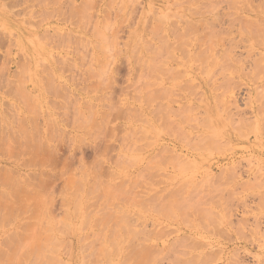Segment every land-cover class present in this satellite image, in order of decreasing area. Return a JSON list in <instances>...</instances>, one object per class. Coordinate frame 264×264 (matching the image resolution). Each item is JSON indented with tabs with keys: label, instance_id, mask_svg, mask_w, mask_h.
I'll use <instances>...</instances> for the list:
<instances>
[{
	"label": "rangeland",
	"instance_id": "1",
	"mask_svg": "<svg viewBox=\"0 0 264 264\" xmlns=\"http://www.w3.org/2000/svg\"><path fill=\"white\" fill-rule=\"evenodd\" d=\"M172 14L176 16L172 17ZM37 35L38 39L43 38L44 44L43 40H37ZM12 41L14 42L11 43ZM24 64L29 67L25 68ZM20 66L28 68V75ZM191 92H194L193 95ZM0 103V116L5 117H0V139L7 140L4 141L7 145L0 140V168L1 172L6 168L5 175H9L3 177L1 173L0 177L7 180L12 171H16L18 176L14 178H19L12 186L10 182H5L2 178L3 182L0 178V186L5 183L7 188L0 187V190H6L0 195V208L3 211L0 210V245L3 246L0 248V256L4 253L0 264L7 259L5 257H8L5 264H41V256L42 260L35 262L40 250H36L37 246L35 249L32 247L40 242L46 243L47 236H41L43 231L45 234L53 231L51 235L55 239L58 236L57 242H63H60L61 246L57 243L58 248L56 244L49 246L51 249L53 246L56 248L54 250L57 254L51 250L49 252L54 254L51 257H57V264L60 260H65L62 264H81L82 256L87 257V260L93 257V247V253L101 255L96 260V255L93 254L95 262L82 258L83 262L87 261L84 264L89 261L91 264H98L100 261V264H106L109 261L104 259L101 244L104 243L106 250L110 247L105 244L109 238V227L112 229L111 223L116 227L115 224L119 221L122 227L126 224V229L128 227L131 231L135 230L137 239L134 235L135 242L131 240L129 245L128 240L133 232L127 230L131 235L126 239L125 232L122 231L125 227H120V223L116 224L120 225L117 231L122 228L123 233L120 231L119 234L124 235L127 241L123 238L124 243L118 239L121 242L119 247L123 244L122 252L114 246L119 251V254L115 253L119 257H116V261L114 258V264H126L128 261V264H134L133 258H130L131 262L130 259H125L128 260L126 263L121 262L124 261L122 256L125 251L131 255L134 251L138 253L136 249L138 246L142 248L144 244L143 247L148 248L146 250L152 251L148 254L153 260L147 259L151 264H264V0H0ZM10 114L19 118L14 117L18 120L17 123ZM4 120L10 124H6L7 121ZM19 121L21 128H25L23 131L27 133L20 131ZM208 122L211 128L208 127ZM2 124L9 128H6L7 132L4 130L7 136L3 133L1 135ZM203 124L206 125L205 129ZM209 137L210 140L207 141ZM32 138H36L35 142L39 143L38 149L35 148L37 151L32 146H37ZM211 138L213 141L210 143ZM29 140L30 146L25 144ZM19 141L24 143L20 144ZM218 142L220 145L224 143L223 147ZM3 148L5 149L2 150ZM81 170L88 177H84L85 173ZM184 171L186 174L183 175ZM185 175L189 177L185 178ZM79 178H83L82 184L79 183ZM13 186L21 188V193H17ZM9 187L14 191H9ZM24 187L31 190L32 193H29L36 199H26L25 191L22 193L26 190ZM81 187L84 192L80 191ZM109 187L113 189L109 190ZM105 190H109L106 193L110 198L105 196ZM5 193L9 196L8 199ZM39 193H43L41 201L51 203L49 207L46 202L39 201ZM13 194L12 199L10 195ZM18 194L21 197L24 194L25 205L21 202L23 198H15ZM46 195L48 200H45ZM195 197L200 201L196 200V203ZM184 198L187 199L186 202L192 200L193 203L191 201L186 205L188 203L185 202L183 206ZM78 199L80 203H77L81 207H76ZM32 200L36 205L39 204L37 209ZM7 201L9 206L5 204ZM10 202L15 203V207L16 203H23L25 208L29 206L36 221L29 208V211L21 205L16 207L21 208L20 210L10 208ZM174 203L176 206H173ZM195 204H198V209L205 205L204 211L199 209L201 212L212 214L215 211L218 215L213 217V213L206 217V212L201 213L192 207ZM44 207L49 210L44 212ZM75 207L77 212L74 211L73 215ZM33 208L38 212L37 215ZM106 208L109 212H105ZM9 209H13L10 210L13 213L16 210L15 214L18 215L12 216L9 212L6 214ZM38 209L42 211L39 212ZM24 210L29 215L27 211L23 213ZM66 212L69 215L67 219ZM88 212L91 214H87ZM2 213L5 214L3 220ZM164 213L168 214L165 216ZM38 214L48 217H42L44 224V220H39L41 216ZM89 215L92 216L89 218ZM54 217L61 221L54 220ZM46 220L50 222L47 223ZM57 221H60V225ZM88 221L89 225L86 227ZM34 222L38 233L34 228L33 235L31 225ZM83 222L85 223L81 224ZM39 223L44 228L46 224L47 227L50 224L52 227L46 228L49 231L45 232ZM25 225L30 227V231L26 227V232L29 231L26 234ZM54 225H59L62 229L57 230ZM61 230L64 235L58 234L57 231ZM98 231L102 234L107 232L103 238L106 241L101 240L103 236ZM139 232L143 236L137 235ZM5 234L10 239L13 237V241H8L9 237ZM94 234L96 237L97 234L101 235L95 238ZM25 235L29 237L26 238ZM80 235H84V238ZM29 238H34L32 247H29L32 243ZM41 238L44 241H40ZM4 239L10 246L6 247ZM24 239L26 244L30 243L27 247L26 244H19L24 243ZM35 239H38L37 243ZM99 239L101 241L98 246L101 248L96 245L99 241L93 243ZM86 241L89 244H85ZM137 243L140 244L137 246ZM13 244H18L19 246L15 245L17 248H24L25 251L18 248L20 256L25 252L28 259L22 257L24 263L20 260L17 248L12 250ZM64 245L66 252L71 249L66 254H63ZM80 247L81 250L84 249L83 253L79 250ZM112 248L113 246L109 248L110 251L115 252ZM47 251L45 252L48 253ZM47 256L49 253L45 257ZM50 258L47 260L51 261ZM51 262L49 264H53Z\"/></svg>",
	"mask_w": 264,
	"mask_h": 264
},
{
	"label": "bare ground",
	"instance_id": "2",
	"mask_svg": "<svg viewBox=\"0 0 264 264\" xmlns=\"http://www.w3.org/2000/svg\"><path fill=\"white\" fill-rule=\"evenodd\" d=\"M122 1H123V0H122ZM113 3H114V2H113ZM126 3H127V2H126ZM122 4H123V2H122ZM150 4H152V3H150ZM120 6H121V5H120ZM123 7H124V6H123ZM121 8H122V7H121ZM124 9H125V8H123V10H124ZM52 11H53V10H52ZM120 11H121V10H119V12H120ZM121 12H122V11H121ZM152 12H153V10H152ZM166 15H168V14H166ZM171 16L173 17V16H176V15H175V14H174V15L172 14ZM167 19H168V18H167ZM173 19H174V18H173ZM109 20H110V19H109ZM117 21H118V20H117ZM157 21H158V20H157ZM40 22H42V20H40ZM168 22H169V21H168ZM161 23H163V22H161ZM202 23H203V22H202ZM10 24H11V23H10ZM40 24H41V23H40ZM47 24H48V23H47ZM203 24H204V23H203ZM156 25H157V24H156ZM39 26H40V25H39ZM153 27H154V26H153ZM17 28H18V26H17ZM19 28H20V27H19ZM50 28H51V27H50ZM33 30H34V29H33ZM46 30H47V29H46ZM14 31H15V30H14ZM22 31H23V30H22ZM22 31H21V32L19 31V32L22 33ZM108 31H109V30H108ZM46 32H47V31H46ZM46 32H45V33H46ZM132 32H133V31H132ZM156 32H157V31H156ZM45 33H44V34H45ZM153 33L155 34V31H153ZM158 33H159V32H158ZM12 34H13V33H12ZM44 34H43V35H44ZM137 34H138V33H137ZM13 35H14V34H13ZM134 35H135V34H134ZM40 36H41V35H40ZM45 36H46V35H44V37H45ZM136 36H137V35H135V37H136ZM18 37H19V36H18ZM37 37H38V35L36 36V38H37ZM138 37H140V35H139ZM22 38H23V37H22ZM39 38H40V37H39ZM41 38H42V36H41ZM136 38H137V37H136ZM23 39H24V38H23ZM95 39H96V38H95ZM97 39H98V38H97ZM142 39H143V37H142ZM205 39H206V38H205ZM24 40H25V39H24ZM27 40H28V39H27ZM32 40H33V39H32ZM37 40L41 41V40H43V38H42V39H38V38H37ZM98 40H101V39H98ZM131 40L133 41V39H131ZM90 41H91V40H90ZM137 41H138V39L136 40V42H137ZM206 41H207V40H206ZM211 41H212V40H211ZM211 41H210V42H211ZM13 42H14V41H12L11 43H13ZM24 42H25V41H24ZM42 42H43V44H44V40H43ZM207 42H208V41H207ZM210 42H209V44H210ZM88 43H89V40H88ZM26 44H27V41H26ZM38 44L40 45L41 43L38 42ZM38 44H37V45H38ZM48 44H49V43H48ZM48 44H47V45H48ZM90 44H91V43H90ZM93 44H94V42H93ZM96 44H97V46H98V42H96ZM99 44H100V43H99ZM134 45H136V44H134ZM44 46H45V45H44ZM93 46H94V45H93ZM150 46H153V45H150ZM211 46H213V45H211ZM10 47H11V45H10ZM14 47H15V46H14ZM38 47H39V46H38ZM98 47H99V46H98ZM154 47H156V45H155ZM161 47H162V46H161ZM24 48H25V47H24ZM30 48H31V47H30ZM94 48H95V47H94ZM139 48H140V47H139ZM149 49H150V48H149ZM157 49H158V48H157ZM159 49H161V48H159ZM203 49H204V48H203ZM203 49H202V50H203ZM212 49H213V48H212ZM220 49H221V48H220ZM8 50H9V49H8ZM27 50H28V49H27ZM94 50H95V49H94ZM161 50H162V49H161ZM210 50H211V48H210ZM9 51H10V50H9ZM96 51H99V52H100V50H97V49H96ZM211 51H212V50H211ZM94 52H95V51H94ZM198 52H199V51H198ZM218 52H219V51H218ZM8 53H9V52H8ZM28 53H29V52H28ZM30 53H31V52H30ZM203 53H204V52H203ZM221 53H222V52H221ZM228 53H229V52H228ZM231 53H232V52H231ZM95 54H96V53H95ZM150 54H151V53H150ZM200 54H201V56H202V53H200ZM204 54H205V53H204ZM216 54H217V53H216ZM205 55H206V54H205ZM205 55H204V56H205ZM208 55H209V54H208ZM217 55H218V54H217ZM220 55H221V54H220ZM223 55H224V54H223ZM234 55H235V54H234ZM225 56H226V55H225ZM225 56H224V57H225ZM141 57H142V56H141ZM213 57L216 58V56H213ZM259 57H260V56H259ZM131 58H132V57H131ZM138 58H139V57H138ZM203 58H204V57H203ZM225 59H226V57H225ZM226 60L228 61V59H226ZM38 61H39V60H38ZM139 61H141V60H139ZM146 61H147V59H146ZM151 61H152V60H151ZM153 61H154V58H153ZM213 61H215L214 58H213ZM229 61H230V60H229ZM234 61H235V60H234ZM21 62H22V61H21ZM40 62H41V61H40ZM219 62H220V60H219ZM221 62H223V61H221ZM228 63H230V62H228ZM40 64H41V63H40ZM40 64H39V66H40ZM144 64L147 65L146 62H145ZM144 64H143V65H144ZM151 64H152V63H151ZM154 64H155V62H154ZM20 65H21V64H20ZM24 65H25V64H24ZM26 65H27V64H26ZM26 65L24 66L25 68H26V67H29V66H26ZM149 65H150V64H149ZM152 65H153V64H152ZM152 65H150V66L153 68L154 65H153V66H152ZM221 65H223V63H222ZM22 66H23V64H22ZM150 66H148V67H150ZM20 67H21V66H20ZM144 67H145V66H144ZM228 67H229V66H228ZM21 68H22V67H21ZM25 68H22V69L26 70V72H27V71H28V68H27V69H25ZM145 68H147V67H145ZM22 69H21V70H22ZM148 69H149V68H148ZM194 69H195V68H194ZM194 69H193V70H194ZM200 69H201V68H200ZM232 69H233V67H232ZM21 70H20V72H21ZM170 70H171V69H170ZM172 70H173V67H172ZM212 70H213V69H212ZM215 70H217V69H215ZM222 70H223V68H222ZM225 70H227V69H225ZM256 70H257V69H256ZM256 70H255V71H256ZM174 71H175V70H174ZM22 72H23V71H22ZM26 72H25V73H26ZM185 72H186V71H185ZM200 72H201V71H200ZM212 72H213V71H212ZM215 72H216V71H215ZM223 72H224V71H222V74H223ZM203 73H204V72H203ZM218 73H219V72H218ZM220 73H221V72H220ZM27 75H28V72H27ZM27 75H26V76H27ZM225 75H226V74H225ZM244 75H245V74H244ZM226 76H227V75H226ZM23 77H24V76H23ZM204 77H205V76H204ZM224 78H225V77H224ZM249 78H250V77H249ZM254 78H255V77H254ZM20 79H21V78H20ZM27 79H28V78H27ZM174 79H175V78H174ZM227 79H228V78H227ZM262 79H263V77H262ZM211 80H212V79H211ZM252 80H253V79H252ZM21 82H23V80L20 81V83H21ZM24 82H25V81H24ZM46 82H48V81H46ZM186 82H187V81H186ZM228 82H229V86H230L231 83H230V81H228ZM252 82H253V81H252ZM210 84H211V83H210ZM211 85H212V84H211ZM234 85H235V84H234ZM236 85H237V84H236ZM207 86H208V85H207ZM19 87H20V86H19ZM215 87H216V86H214V88H215ZM14 88H15V87H14ZM197 88H198V87H197ZM185 90H186V89H185ZM227 90H229V89H227ZM255 90H256V89H255ZM17 91H18V89H17ZM19 91H20V90H19ZM195 91H196V90H195ZM211 91H212V90H211ZM253 91H254V90H253ZM189 92H190V91H189ZM15 93H16V92H15ZM191 93H192V92H191ZM193 93H194V92H193ZM193 93H192L191 95H193ZM195 93H196V92H195ZM221 93H222V92H221ZM260 93H261V92H260ZM19 94H20V93H19ZM202 94H203V93H202ZM235 94H236V93H235ZM29 96H30V95H29ZM258 96H259V95H258ZM199 97H200V96H199ZM258 98H259V97H258ZM194 100H195V99H194ZM198 100H199V99H198ZM231 100H232V99H231ZM217 101H218V98H217ZM28 102H29V101H28ZM247 103H248V102H247ZM0 104H1V103H0ZM2 104H3V103H2ZM10 104H11V103H10ZM218 104H219V102H218ZM225 104H227V103H225ZM14 105H15V104H14ZM27 105H28V104H27ZM198 106H199V105H198ZM9 107L11 108L12 105H11V106L9 105ZM14 107H15V106H14ZM199 107H200V106H199ZM221 108H222V107H221ZM2 109H3V108H2ZM15 109H17V108H15ZM7 110H8V109H7ZM230 110H231V109H230ZM260 110H261V109H260ZM4 111H6V110L4 109ZM14 111H15V110H14ZM187 111H188V110H187ZM187 111H186V112H187ZM231 111H232V110H231ZM10 112H11V111L9 110L8 113H10ZM4 113H5V112H4ZM12 113H13V112H12ZM198 113H199V112H198ZM1 114H2V113H1ZM6 114H7V113H6ZM13 114H14V113H13ZM13 114H12V115H13ZM16 114H17V113H15V115H16ZM226 114H227V113H226ZM21 115H22V114H21ZM10 116H11V114H10ZM254 116H255V115H254ZM0 117H3V116L1 115ZM11 117H12V116H11ZM14 117H15V116H14ZM14 117H12V118H14ZM27 117H28V116H27ZM208 117H209V116H208ZM3 118H5V117H3ZM6 118H7V117H6ZM15 118L19 120V118H17V117H15ZM15 118H14V119H15ZM219 118H220V117H219ZM1 119H2V118H1ZM14 119H11V121L14 120ZM16 119H15V120H16ZM22 119L25 120V118H24L23 116H22ZM22 119H21V120H22ZM46 119H47V118H46ZM53 119H54V118H53ZM53 119H52V120H53ZM7 120H8V118H7ZM7 120H4V122H6ZM18 120H16V123H17ZM23 120L21 121V122H22V125H23ZM26 120H28V119H26ZM29 120H30V118H29ZM203 120H204V119H203ZM30 121H33V119H31ZM49 121H50V120H49ZM206 121H207V120H206ZM19 122H20V121H19ZM21 122H20V124L18 123V124L20 125V126H19L20 128H21ZM2 123H3V122H2ZM16 123H15V124H16ZM24 123H25V121H24ZM32 123H33V122H32ZM53 123H54V122H53ZM6 124H10V123H8V121H7ZM205 124L208 125L209 122H208V124H207V123H205ZM2 125H3V126H2L3 130H2V132H1V135H2V133H3L4 135H6V134L4 133V130L6 131V128H7L8 126L5 128L6 125H5V124H2ZM33 125H35V124H33ZM206 125L204 126V124H203V128L206 127ZM0 126H1V125H0ZM10 126H11V125H10ZM10 126H9V127H10ZM12 126H13V125H12ZM24 126H25V125H24ZM35 126H36V125H35ZM250 126H251V125H250ZM22 127H23V126H22ZM32 127H33V126H32ZM208 127H210V124L208 125ZM241 127H242V126H241ZM0 128H1V127H0ZM4 128H5V129H4ZM11 128H12V127H11ZM20 128H19V129H20ZM210 128H211V127H210ZM7 129H9V128H7ZM19 129H18V130H19ZM24 129H25V128H23V129L21 128L20 131H23ZM34 129H36V127H35ZM152 129H153V127H152ZM204 129H205V128H204ZM11 130H12V129H11ZM11 130H9V131H11ZM9 131H8V132H9ZM6 132H7V131H6ZM13 132H14V131H13ZM23 132H25V131H23ZM32 132H33V130H32ZM35 132H36V131H35ZM15 133H16V131H15ZM25 133H27V132H25ZM47 133H48V132H47ZM155 133H156V131H155ZM9 134H10V133H9ZM9 134H8V135H9ZM12 134H13V133H12ZM12 134H11V137L13 136ZM21 134H22V132H21ZM21 134H20V135H21ZM16 135L18 136L17 133H16ZM35 135H36V133H35ZM200 135H202V134H200ZM2 136H3V135H2ZM6 136H7V135H6ZM24 136H26V135L24 134ZM29 136H30V135H29ZM29 136L27 137V139H29ZM33 136H34V135H33ZM193 136H194V135H193ZM206 136H207V135H206ZM261 136H262V135H261ZM0 137H1V136H0ZM15 137H16V136H15ZM200 137H201V136H200ZM3 138H5V137H3ZM205 138H206V137H204L203 139H205ZM1 139H2V138H1ZM1 139H0V140H1ZM5 139H6V138H5ZM5 139H4V140L2 139L3 142H4V141H7V140H5ZM11 139H12V138H10V140H11ZM13 139H15V138L13 137ZM13 139H12V141H15V140H13ZM32 139H34V141H33L34 144L37 145L38 142H37V143L35 142V139H36V138H32ZM199 139H200V138H199ZM199 139H198V140H199ZM203 139H202V140H203ZM211 139H212V140L210 141V143L213 141V138H211ZM18 140H19V138H18ZM205 140H206V139H205ZM209 140H210V137H209V139H208L207 141H209ZM12 141H11V142H12ZM38 141H39V140H38ZM207 141H206V142H207ZM0 142H1V141H0ZM15 142H16V141H15ZM15 142H14V143H15ZM19 142H20V141H19ZM29 142H30V144H29ZM29 142H25V144L27 143V144L30 146V145H31V140H29ZM200 142H201V141H200ZM206 142H205V143H206ZM227 142H228V141H227ZM12 143H13V142H12ZM21 143H24V141H23V142L21 141L20 144H21ZM195 143H196V142H195ZM205 143H204V144H205ZM216 143H217V141H216ZM218 143H219V142H218ZM4 144H5V142H4ZM15 144H16V143H15ZM38 144H39V143H38ZM40 144H41V143H40ZM208 144H209V143H208ZM223 144H224V143H222V144L220 145V143H219V146H222V147H223ZM0 145L2 146V144H0ZM5 145H7V143H6ZM22 145H24V144H22ZM15 146H16V145H15ZM32 146H33L34 149H35V148L38 149V146H39V145H37V146H35V147H34V145H32ZM32 146H31V147H32ZM46 146H47V145H46ZM207 146H208V145H207ZM5 147H6V149H8V148H7L8 146H5ZM40 147H41V146H40ZM47 147H48V146H47ZM209 147H210V146H209ZM217 147H218V145H217ZM0 148H1V147H0ZM10 148H11V147H10ZM12 148L14 149V147H12ZM12 148H11V149H12ZM4 149H5V148H3L2 150H4ZM11 149H10V150H11ZM13 149H12V150H13ZM24 149H26V145H25V148H24ZM37 149H35V150L37 151ZM48 149H49V148H48ZM220 149H223V148H220ZM41 150H42V149H41ZM7 151H8V150H7ZM7 151H6V152H7ZM14 151H15V150H14ZM36 151H35V152H36ZM44 151H46V150H44ZM48 151H49V150H48ZM224 151H225V150H224ZM11 152H12V151H11ZM17 152H18V151H17ZM28 152H29V150H28ZM1 153H2V152H0V154H1ZM38 153H39V152H38ZM171 153L173 154V152H171ZM221 153H222V152H221ZM41 154H42V153H41ZM41 154H40V155H41ZM31 155H33L32 152H31ZM34 155H35V153H34ZM12 156H13V155H12ZM31 157H32V156H31ZM45 157H46V154H45ZM140 157H141V155H140ZM178 157H179V156H178ZM10 158H11V157H10ZM15 158H16V157H15ZM41 158H42V157H41ZM135 158L138 159L139 157H135ZM182 158H183V157H182ZM192 158H193V157H192ZM192 158H191V159H192ZM152 159H153V158H152ZM134 161H135V160H134ZM150 161H151V160H150ZM187 161H188V160H187ZM187 161H186V162H187ZM32 162H33V161H32ZM186 162H185V163H186ZM45 163H46V161H45ZM151 163H152V162H151ZM183 163H184V162H183ZM188 163H189V161H188ZM33 165H34V164H33ZM181 165H182V164H181ZM190 165L193 166V167H195V166H194L193 164H191V163H190ZM20 166H21V165H20ZM185 166H187V165H185ZM185 166H183V168H185ZM0 167H1V166H0ZM2 167H4V166H2ZM35 167H37V166H35ZM40 167H41V166H40ZM40 167H39V168H40ZM143 167H144V166H143ZM179 167H180V166H179ZM188 167H189V169H191L190 166H188ZM193 167H192V168H193ZM225 167H226V166H225ZM225 167H224V168H225ZM238 167H239V166H238ZM8 168H9V167H8ZM8 168H7V171H8ZM37 168H38V167H37ZM4 169L6 170V168H3V170H4ZM44 169H45V168H44ZM118 169H119V168H118ZM185 169H186V168H185ZM3 170H2V171H3ZM5 170H4V172H1V168H0V174L2 173L1 175H2L3 177L9 176V175H7L8 173L5 175V173H6ZM82 170H84V169H82ZM82 170H81V171H82ZM176 170H177V169H176ZM181 170H182V169H181ZM183 170H184V169H183ZM187 170H188V169H187ZM187 170H186V171H187ZM194 170H195V169H194ZM9 171H12V170L10 169ZM24 171H25V170H24ZM196 171H197V170H196ZM12 172L14 173V175H13V173H11L12 175L10 174V177H11V176H13V177H11V178H10V177H7V178H6L7 180H4L3 177H0L1 180H2V178H3V180H4L5 182H6V181H8V183L10 182L9 184H10L11 186H12V184L17 183L16 181L19 179V178H18L17 180H15V179L17 178V176H18V175H16V174H18V173H16V171H15V172L12 171ZM27 172H28V171H27ZM40 172H41V171H40ZM82 172H84V171H82ZM244 172H245V171H244ZM3 173H4V174H3ZM15 173H16V174H15ZM37 173H38V172H37ZM84 173H85V172H84ZM183 173H185V171L182 172V174H183ZM221 173H222V172H221ZM20 174H23V173H20ZM39 174H40V176H41V173H39ZM71 174H72V173H71ZM82 174H83V173H81V175H82ZM182 174H181V175H182ZM185 174H186V173H185ZM189 174H191V173H189ZM26 175L29 176L30 174H26ZM31 175H34V176H35L36 173H35V174H32V173H31ZM43 175H44V173H43ZM43 175H42V176H43ZM87 175H88V174H87ZM87 175H86V173H85L84 177L87 176ZM183 175H184V174H183ZM193 175H194V174H193ZM195 175H196V173H195ZM217 175H218V174H217ZM22 176H23V175H22ZM173 176H174V175H173ZM185 176H186V175H185ZM14 177H16V178H14ZM31 177H33V176H31ZM38 177H39V176H37L36 178H38ZM43 177H44V176H43ZM71 177H72V176H71ZM78 177H79V176H78ZM87 177H88V176H87ZM87 177H86V178H87ZM175 177H176V176H175ZM188 177H189V176H188ZM188 177L186 176L185 178H188ZM208 177H209V176H208ZM214 177H215V176H214ZM218 177H219V176H218ZM218 177H217V178H218ZM223 177H224V175H223ZM223 177H222V178H223ZM229 177H230V176H229ZM232 177H233V176H232ZM245 177H246V176H245ZM8 178H9L10 180H9ZM33 178H34V177H33ZM40 178H42V177H40ZM86 178H85V179H86ZM185 178H183V179H185ZM225 178H226V176H225ZM251 178H253V177H251ZM23 179H25V178H23ZM38 179H39V178H38ZM43 179H44V178H43ZM46 179H47V178H46ZM70 179H71V178H70ZM70 179H69V180H70ZM72 179H73V178H72ZM79 179H80V178H79ZM79 179H78V180H79ZM82 179H83V178H82ZM82 179H80L81 181H79V183H81V184H82ZM85 179H84V180H85ZM87 179H88V178H87ZM215 179H216V177H215ZM227 179H228V177H227ZM3 180H2V181H3ZM29 180H30V179H29ZM78 180H77V182H78ZM201 180L203 181V179H201ZM201 180H200V181H201ZM218 180H219V179H218ZM235 180H236V179H235ZM4 181H3V182H4ZM19 181H20V180H19ZM19 181H18V182H19ZM25 181H26V180H25ZM39 181H40V179H39ZM42 181H43V180H42ZM67 181H68V180H67ZM72 181H73V180H72ZM75 181H76V180H75ZM208 181H209V180H208ZM215 181H216V180H215ZM23 182H24V181H23ZM43 182H44V181H43ZM70 182H71V181H70ZM73 182H74V181H73ZM84 182H85V181H84ZM204 182H205V181H204ZM255 182H256V181H255ZM255 182H253V183H255ZM21 183H22V182H21ZM21 183H20V184H21ZM74 183H76V182H74ZM74 183H73V186H76ZM85 183H86V182H85ZM198 183H199V182H198ZM198 183H197V185H198ZM200 183H202V182H200ZM242 183H243V182H242ZM256 183H257V182H256ZM1 184H3V183H1ZM6 184H7V183H6ZM66 184H67V183H66ZM70 184H71V183H70ZM76 184H78V183H76ZM186 184H187V183H186ZM240 184H241V183H240ZM245 184H247V183H245ZM262 184H263V182H262ZM4 185H5V183H4L3 185H1L0 187H3ZM67 185H68V187H69V184H67ZM187 185H188V184H187ZM238 185H239V184H238ZM255 185H257V184H255ZM258 185H259V184H258ZM16 186H17V185H16ZM16 186H13L12 188H14L16 192L18 191L17 193H19V192L21 193V191H20L21 188H17L18 186H17V187H16ZM38 186H39V185H38ZM81 186H84V185H81ZM192 186H193V185H192ZM195 186H196V183H195ZM251 186H252V185H251ZM4 187H5V186H4ZM4 187H3V188H4ZM20 187H21V186H20ZM186 187H187V186H186ZM248 187H249V186H248ZM5 188H6V187H5ZM9 188H10V189H8V190H9V191H10V190L12 191V188H11V187H9ZM6 189H7V188H6ZM19 189H20V190H19ZM24 189H26V188L24 187ZM39 189H40V188H39ZM111 189H113V188H112V187H111V188L109 187V190H111ZM3 190H4V189H3ZM3 190H0V191L2 192V193L0 192V195H1V194H4ZM33 190H34V189H33ZM69 190H70V189H69ZM106 190H107V189H106ZM106 190H105V193L109 191V190H108V191H106ZM4 191H6V190H4ZM13 191H14V190H13ZM13 191H12V192H13ZM24 191H25V192H24ZM27 191H28L27 189L22 191V193L24 192V194H26V196H25L26 199H27V198H30V199H31L32 197H33L34 199H36L34 196H32V195L30 194V193H32L31 190L28 191V192H27ZM41 191H44V190L42 189ZM80 191H81V192H84V191H82V187H81V190H80ZM29 192H30V193H29ZM38 192H39V191H38ZM44 192H45V191H44ZM86 192H87V191H86ZM7 193H10V192H7ZM20 193H19V194H20ZM35 193H36V192H35ZM105 193H104V194H105ZM14 194H15V193H14ZM14 194H13V195H10V197H12V199H13ZM19 194H18V196H16L15 198L17 199V198L19 197L18 200H21V198L24 197V194H21V195H23V197H21ZM39 194H40V193H39ZM44 194H45V193H44ZM81 194H82V193H81ZM106 194H107V195H105V196L107 197V196H108V193H106ZM5 195H6V193H5ZM27 195H28V197H27ZM29 195H30V196H29ZM33 195H34V194H33ZM35 195H36V194H35ZM40 195H41V194H40ZM40 195H38V196H40ZM6 196H7V195H6ZM38 196H37V197H38ZM42 196H43V193H42V195L40 196V200H39L38 198H37V200L41 201ZM44 196H45V195H44ZM105 196H104V197H105ZM8 197H9V196H7V199H8ZM20 197H21V198H20ZM78 197H79V199L81 198L80 195H79ZM108 197H109V196H108ZM0 198H2V197H0ZM46 198H47V195H46ZM76 198H77V197H76ZM109 198H110V197H109ZM186 198H187V197H186ZM188 198H189V197H188ZM201 198H202V197H200V199H201ZM204 198H205V197H204ZM219 198H220V197H219ZM16 199H15V202H16ZM43 199H45V197H44ZM79 199H78V201H76V207H77V205H78V207H81V206L78 204V203H80V202H79ZM189 199H190V198H189ZM216 199H217V198H216ZM223 199H224V198H223ZM226 199H227V198H226ZM229 199H230V198H229ZM1 200H2V199H1ZM3 200H4V199H3ZM9 200H11V199H9ZM9 200H8V201H9ZM22 200H23V201H22ZM22 200H21V202H24V205H25V201H26V200H25L24 198H23ZM45 200H48V198L45 199ZM76 200H77V199H76ZM105 200H106V202H107L108 198L105 199ZM184 200H185V198H184ZM184 200H183V201H184ZM186 200H187V199H186ZM186 200L183 202V206H184V204H186V203H188V204H186V205H189V203L192 201V200H190L189 202H188V201L186 202ZM196 200H199L198 197H197V199H196V197H195V201H196ZM203 200H204V199H202V202H203ZM210 200H211V199H210ZM227 200H228V199H227ZM8 201H7V203H5L6 201L3 202V203L8 204ZM13 201H14V200H13ZM13 201L11 200V202H13ZM28 201H29V200H28ZM199 201H200V200H199ZM206 201H207V200H206ZM230 201H231V200H230ZM11 202H10V203H11ZM32 202H33V200H32ZM41 202H46L45 204H47L48 201H44V200H43V201H41ZM41 202H37V203H41ZM77 202H78V203H77ZM83 202H84V201H83ZM83 202H82V203H83ZM88 202H89V201H88ZM185 202H186V203H185ZM197 202H198V201H196V203H197ZM219 202H220V201H219ZM27 203H28V202H27ZM33 203H34V202H33ZM33 203H31V204H33ZM72 203H73V201H72ZM74 203H75V201H74ZM191 203H193V201H192ZM199 203H200V202H199ZM199 203H198V204H199ZM203 203H204V202H203ZM205 203H206V202H205ZM205 203H204V204H205ZM230 203H231V202H230ZM0 204H1V203H0ZM11 204H12V207L10 206V208H13V207H14V209H15L18 205H21V203H20V204L16 203L17 205H16V207H15V206H13V204H15V203H11ZM43 204H44V203H43ZM50 204H51V203H48V204H47L48 207H49ZM164 204H165V203H164ZM174 204H175V203H174ZM198 204H197V205H198ZM26 205H28V204H26ZM34 205H36V203H34ZM47 205H46V208H47ZM66 205H67V207H68V200H67V202H66ZM69 205H70V204H69ZM192 205H193V204H192ZM197 205L195 204V205L192 206V207L196 208L198 211L202 210L203 208L205 209V205H204L203 207H201L202 209L199 208L200 210L197 208ZM217 205H218V204H217ZM229 205H230V204H229ZM8 206H9V204H8ZM22 206H23V203H22L21 207H22ZM32 206H33V205H32ZM37 206L39 207V204L36 205V209H37ZM43 206H45V205H43ZM73 206H74V205H73ZM164 206H167V204L164 205ZM170 206H172V204H170ZM170 206H169V208H170ZM173 206H176V204L173 205ZM190 206H191V205H190ZM195 206H196V207H195ZM226 206H227V205H226ZM1 207H2V204H1ZM5 207H6V205H5ZM18 207H20V206H18ZM40 207H42V206L40 205ZM76 207L72 210V211H73V215L77 212ZM24 208H25V206H23V209H24ZM26 208H27V210H28V208H29V210H30V212H31V209H30L29 206H27ZM26 208H25V209H26ZM46 208H45V207L43 208V211H44V212H47L46 210H49V209H46ZM153 208H154V207H153ZM153 208H152V209H153ZM155 208H156V207H155ZM161 208H163V207H161ZM177 208H178V207H177ZM177 208H176V209H177ZM185 208H186V206H185ZM225 208H227V207H225ZM225 208H223V209H224V211L227 212V209L225 210ZM229 208H230V207H229ZM234 208H235V206H234ZM5 209H7V208H5ZM16 209L20 210L21 208H16ZM33 209H34V208H33ZM36 209H34L33 212H35ZM44 209H45V210H44ZM108 209H109V207H108ZM149 209H150V208H149ZM165 209H166V208H165ZM186 209H188V208H186ZM196 209H195V210H196ZM204 209H203L202 211H204ZM0 210H1V208H0ZM10 210L13 211V209H9V210H7L6 214L9 212L10 215H12V216H13V215H14V216L18 215V214H15V213L17 212L16 210H15V213L10 212ZM27 210H24L23 213H25V211H27ZM29 210H28V211H29ZM38 210H39V209H38ZM38 210H37V211H38ZM40 210L42 211V209H40ZM40 210H39V212H40ZM109 210H110V212L114 213L112 209H109ZM111 210H112V211H111ZM156 210H157V208H156ZM171 210H172V209H171ZM206 210H207V208H206ZM209 210H211V209H209ZM1 211H2V210H1ZM1 211H0V212H1ZM28 211H27V214H28ZM74 211H75V213H74ZM79 211H80V210H79ZM107 211H108V210H107V208H106V211H105V212H107ZM153 211H154V209H153ZM163 211H164V210H163ZM167 211H169V210H167ZM180 211H181V210H180ZM228 211H229V210H228ZM235 211H236V210H235ZM2 212H3V211H2ZM20 212H22V211H20ZM67 212H68V211H67ZM67 212H66V215H65V217H66V216H67V217H66L65 219H67V218L69 217V215H67ZM84 212H85V211H84ZM108 212H109V211H108ZM171 212H172V211H171ZM200 212H201V211H200ZM205 212L207 213V211H205ZM205 212H201V213H205ZM18 213H19V211H18ZM35 213H36V212H35ZM37 213H38V212H37ZM37 213H36V215H37ZM80 213H82V212H80ZM149 213H150V212H149ZM165 213H166V212H165ZM165 213H164V214H165ZM206 213L204 214V215H206V217L209 216V215L211 214L210 212H209L210 214L207 213L208 215H207ZM213 213H215V211L212 212V214H213ZM233 213H234V212H233ZM3 214H4V213L1 214V215H2V220L5 219V216H4L5 214H4V215H3ZM31 214H32V212H31ZM44 214H45V213H44ZM44 214H43L42 216H41V214H38V215L41 216V218H40L39 220H42V221L44 220V219H42V217L45 216ZM85 214H86V213H85ZM87 214H91V212H90V213L88 212ZM154 214H155V213H154ZM156 214H157V213H156ZM162 214H163V212H162ZM167 214H168V213H167ZM167 214H165V216H166ZM196 214H197V213H196ZM212 214H211V215H212ZM222 214H223V213H222ZM243 214H244V213H243ZM21 215H22V214H21ZM21 215H19V216H21ZM28 215H29V214H28ZM33 215H35V214L33 213L31 216H33ZM76 215H77V214H76ZM83 215H84V214H83ZM108 215L110 216L111 214L108 213ZM115 215H116V213H115ZM140 215H141V214H140ZM157 215H158V214H157ZM160 215H161V214H160ZM215 215L217 216L218 214L215 213V214L213 215V217H214ZM219 215H221V214H219ZM3 216H4V217H3ZM31 216H30V217H31ZM40 216H39V217H40ZM51 216H52V215H51ZM84 216L87 217L88 215H87V216L84 215ZM84 216H83V218H85ZM91 216H92V215H89V218H90ZM112 216H113V214H112ZM112 216H111V217H112ZM168 216H169V215H168ZM199 216H200V215H199ZM228 216H229V215H228ZM255 216H256V215H255ZM27 217H28V216H27ZM33 217H34V216H33ZM45 217H47V216H45ZM72 217H73V216H72ZM111 217H110V218H111ZM141 217H142V216H141ZM178 217H179V216H178ZM218 217H219V216H218ZM220 217H222V216H220ZM12 218H13V217H12ZM14 218H15V217H14ZM47 218H48V217H47ZM47 218H46V219H47ZM52 218H53V217H52ZM75 218H76V217H75ZM75 218H74V219H75ZM89 218H88V219H89ZM110 218H108V220H109ZM113 218H114V216H113ZM113 218H111L110 220H113ZM152 218H153V217H152ZM164 218H165V217H164ZM7 219H8V218H7ZM15 219H18V218H15ZM33 219H35V217H34ZM33 219H31L32 222H33ZM50 219H51V218H49V220H50ZM65 219H63V220H65ZM81 219H82V218H81ZM114 219H115V218H114ZM123 219H124V218H123ZM210 219H211V218H210ZM217 219H218V218H217ZM31 220H30V221H31ZM54 220H60V221H61V219H58V218L55 219V217H54ZM54 220H53V221H54ZM82 220H83V219H82ZM110 220H109V221H110ZM121 220H122V218H121ZM165 220H166V218H165ZM173 220H174V219H173ZM212 220H214V219H212ZM5 221H7V220H5ZM35 221H36V219H35ZM46 221H47V223L50 222V221H48V220H46ZM51 221H52V220H51ZM60 221H57V223H58V222L60 223ZM79 221H80V220H79ZM84 221H85V219H84ZM89 221H90V219H89ZM89 221H88V224L86 225V227H88V225H89ZM124 221H125V220H124ZM124 221H123V222H124ZM7 222H9V221H7ZM21 222H22V221H21ZM38 222H39V221H38ZM65 222H66V221H65ZM85 222H86V221H85ZM85 222H83V223H81V224H84ZM91 222H92V221H91ZM112 222H113V221H112ZM115 222H117V221H115ZM203 222H204V221H203ZM212 222H213V221H212ZM214 222H215V220H214ZM214 222H213V224H214ZM219 222H220V221H219ZM9 223H10V222H9ZM35 223H36V222L32 223V225H31V226H32L31 228H33V229L31 230V231H32V232H31L32 234H33V230H34V228H35ZM44 223H45V220H44L43 224H44ZM53 223H54V222H53ZM55 223H56V221H55ZM59 223H58V224H59ZM63 223H64V222H63ZM86 223H87V222H86ZM93 223H94V222H93ZM119 223H120V225H121V226H120V225H119V226L122 227V224H121L120 221H119ZM119 223H118V224H119ZM152 223H153V222H152ZM210 223H211V222H210ZM210 223H209V224H210ZM236 223H237V222H236ZM240 223H241V222H240ZM242 223H243V222H242ZM37 224H38V223H37ZM39 224L41 225V223H39ZM64 224H65V223H64ZM107 224H108V223H107ZM111 224H112V229L115 230L116 232L113 231V230L111 229V227H109L110 232L108 231V232H109V236H108L109 238L107 239V241L103 239V238H104V234L107 233V232H105L104 234H102L100 231H98V232L101 233L102 236H103V237L101 236V237H102L101 240L106 241L105 244H106L107 246L110 245V247H109L110 249H111V247L113 246L112 251H115V252H111L109 248H108L109 250H108V249L106 250V249L104 248V243H103V245L101 244V246H103L102 249L104 250V251H102V252L105 253V256L103 255V256H104V259L106 258V259L109 261V262H107V260L105 259L106 262H107L108 264H114V263H113V260H114V258H115V261H116V257L118 256V255H116L117 252H118V254H119V251H120V250H121V252H122L123 244H121L122 247H119L121 242L118 241V239H119V240H122V242H124V239H125L126 237H127L126 239H128V235H131L130 232H133V234H132V236H130L131 239L128 240V244L130 245V242H129V241H131V240L133 241V240H134L133 242H135V239H137L136 234H134V233H136L135 230H134V231H133V230L131 231V230L128 229V227H127V229H126V227L124 226V225H126V224H124L123 227H122V228L125 227L124 229L121 228L122 231L124 230V232H125L124 235H125L126 237H124V235H122V234H121V235L119 234V232L121 231V229H119V231H117V228L119 227V226H117V225H118L117 223H116L117 225L115 224L116 227H113V226H114L113 223H111ZM153 224H154V223H153ZM199 224H200V223H199ZM204 224H205V223H204ZM230 224H231V223H230ZM21 225L23 226L22 223H21ZM21 225H19V226H21ZM33 225H34V227H33ZM55 225H56V224H55ZM55 225H54V226H55ZM59 225H60V224H59ZM59 225H57V226H59ZM66 225L68 226V224H66ZM66 225H64V226H66ZM93 225H94V224H93ZM216 225H217V224H216ZM29 226H30V225H29ZM37 226H38V225H37ZM41 226H42V228H44V227H43L44 225H41ZM50 226H51V224H50ZM50 226H48V227H50ZM54 226H53V227H54ZM57 226H55V228H57V230H58V229H62L60 226H59V228H58ZM61 226H62V223H61ZM64 226H63V228L65 229L66 227H64ZM155 226H156V225H155ZM158 226H159V225H158ZM208 226H209V225H208ZM238 226H239V225H238ZM26 227H27V225H25V231H24V230H23V229H24V226H23V229H22V230L24 231V233L26 232L27 229L30 231V229H29L30 227H27V229H26ZM45 227L48 228V227H47V224H46ZM51 227H52V226H51ZM86 227L83 226L84 229H85ZM120 227H119V228H120ZM203 227H205V226H202V228H203ZM232 227H233V226H232ZM256 227H257V226H256ZM14 228H15V227H14ZM36 228H37V227H36ZM36 228H35V230H36ZM46 228H44V229H45V232L48 230V229L46 230ZM77 228H78V227H77ZM79 228H80V227H79ZM93 228H95V227H93ZM93 228H92V229H93ZM115 228H116V229H115ZM19 229H20V228H19ZM39 229H40V227H39ZM67 229H68V227H67ZM84 229H83V230L81 229V230L84 231ZM89 229H90V228H89ZM96 229H97V228H96ZM125 229H126V230H125ZM205 229H206V228H205ZM237 229H238V228H237ZM40 230H43V229H40ZM40 230H38V231H40ZM50 230H51V229H50ZM111 230H112L114 233H113ZM127 230H129L130 232H129V231L127 232ZM202 230H203V229H202ZM255 230H256V229H255ZM29 231H27V232H29ZM48 231H49V230H48ZM51 231H52V230H51ZM55 231H56V229H55ZM82 231H81V232H82ZM89 231H90V230H89ZM102 231L104 232V229H103ZM122 231H121V233H123ZM142 231H143V234H144V235H147V234L144 233V230H142ZM17 232H18V235H20L19 231H17ZM20 232H21V229H20ZM27 232H26V233H27ZM40 232H41V231H40ZM40 232H39V233H40ZM43 232H44V231H43ZM43 232L41 233V236H43V235H46V236H47V237H46V243H45V241L42 240V238H41L40 241L42 240V241H44V243L42 244V243L40 242L41 245L38 243L37 245H34V247H32V245L34 244V243H33V242H34L33 239H34L35 237H34L33 239H30L31 237H33V236H30L29 240H31L32 243H31V246H29V247H32V249H35V247L37 246L36 250H37V249L40 250V254H39L38 260L35 261V262L38 263V262L40 261V259L42 258L43 260H42V259H41V260H42V262H44L45 264H47V263L49 264V262L52 263L51 261H53V264H54V261L57 259V257H56V258H55V257L53 258V257H51V255L54 256V254H57V251L54 250V248H55V246H56V248H58L59 246H61V243H63V242L58 240L59 243L61 242L60 245L58 246V244H59V243L57 242V237H58V236H56V239H55V237H54L53 235H51V234L53 233V231H52V233L49 232V233H46V234L43 233ZM57 232H58V234H59V233H62V234L64 235V233L62 232V230H61V232H59V231H57ZM57 232H56V234H57ZM67 232H69V230H68ZM137 232H138V231H137ZM145 232H146V230H145ZM148 232H149V231H148ZM240 232H242V231H240ZM252 232H253V230H252ZM9 233L11 234V232H9ZM26 233H25V234H26ZM36 233H38L37 230H36ZM77 233H78V232H77ZM77 233H76V234H77ZM79 233H80V232H79ZM88 233H89V232H88ZM90 233H91V232H90ZM96 233H97V231H96ZM110 233H111V234H110ZM112 233H113V234H112ZM126 233H129V234L126 235ZM140 233L142 234V232H139V233H137V235H139ZM150 233H151V232H150ZM32 234H31V235H32ZM34 234H35V233H34ZM34 234H33V235H34ZM42 234H43V235H42ZM47 234H48V235H47ZM65 234L67 235V233H65ZM101 234H97L98 237H100ZM118 234H119V235H118ZM141 234H140V235H141ZM226 234H227V233H226ZM5 235H6V237L8 236L7 234H5ZM22 235H23V234H22ZM29 235H30V234H29ZM29 235H28L27 237H26V235H25V237L28 238ZM39 235H40V234H38V236H39ZM50 235H51V236H50ZM68 235H69V234H68ZM88 235H89V234H88ZM88 235H87V237H88ZM90 235H91V234H90ZM94 235H95V234H94ZM111 235H112V236H111ZM134 235L136 236L135 239H134V237H135ZM149 235H150V234H149ZM11 236H12V235H11ZM20 236H21V235H20ZM60 236H61V235H60ZM83 236H84V235H83ZM83 236L80 235V237H83ZM105 236H107V235H105ZM110 236H111V237H110ZM119 236H120V237H119ZM122 236H123V237H122ZM141 236H143V235H141ZM141 236H140V238H141ZM147 236H148V235H147ZM152 236H153V235H152ZM155 236H156V233H155ZM6 237H5V238H6ZM8 237H9V236H8ZM14 237H15V236H14ZM16 237H19V236L16 235ZM16 237H15V239H16ZM23 237H24V235H23ZM61 237H63V236H61ZM80 237H79V238H80ZM85 237H86V236H85ZM91 237H92V236H91ZM93 237L98 238V237H96V235L93 236ZM118 237H119V238H118ZM121 237H122V239H121ZM132 237H133V239H132ZM144 237H145V236H144ZM148 237H149V236H148ZM148 237H147V238H148ZM12 238H13V237H12ZM12 238H11V239H12ZM19 238H20V237H19ZM69 238H70V237H69ZM83 238H84V237H83ZM88 238H90V236H89ZM88 238H85V239H88ZM95 238H94V239H95ZM123 238H124V239H123ZM2 239H3V238H2ZM7 239H8V238H7ZM11 239H10V237H9L8 241H10ZM13 239H14V238H13ZM17 239H18V238H17ZM44 239H45V238H44ZM60 239H63V238H60ZM72 239H73V238H72ZM81 239H82V238H81ZM81 239H79V241H81ZM85 239H82V240H85ZM126 239H125V241H127ZM149 239H150V238H149ZM149 239H147V241H148ZM4 240H6V239H4ZM20 240H21V238H20ZM20 240L18 239L17 241H20ZM35 240H36V239H35ZM37 240H38V239H37ZM37 240L35 241L36 243H37ZM101 240H100V239L97 240V241L95 240L93 243L99 241V243L96 244V245L98 246V245H100V241H101ZM144 240H145V239L143 238V241H144ZM263 240H264V239H263ZM11 241H13V240H11ZM15 241H16V240H14V242H15ZM21 241H22V240H21ZM70 241H71V240H70ZM92 241H93V240H92ZM136 241H137V240H136ZM139 241H140V240H138V242H139ZM184 241H185V240H184V238H183V242H184ZM3 242H4V241H3ZM5 242H6V243H5ZM5 242H4V243L7 244V240H6ZM14 242H13V243H14ZM28 242H29V241H28ZM38 242H39V241H38ZM65 242H66V241H65ZM68 242H69V241H68ZM89 242H90V241H89ZM133 242H132L131 244H133ZM140 242H141V241H140ZM148 242H149V241H148ZM181 242H182V241H181ZM1 243H2V242H1ZM9 243H10V242H9ZM15 243H16V242H15ZM17 243H18V242H17ZM57 243H58V244H57ZM69 243H70V242H69ZM74 243H75V242H74ZM83 243H84V241H83ZM90 243H91V242H90ZM124 243H125V242H124ZM174 243H175V242H174ZM179 243H180V241H179ZM5 244H4V247H5ZM19 244H26V239H24V243H19ZM28 244H30V243H27V244H26V247L28 246ZM54 244H56V245L52 247V249H53V250H52L51 247H49V246H50V245H54ZM67 244H68V243H67ZM70 244H71V243H70ZM85 244H89V243H87V241H86ZM139 244H140V243H139ZM139 244L137 243V246H138ZM175 244H177V243H175ZM2 245H3V244H2ZM13 245H14L13 247L11 246L12 250H13L14 248H17V247H15V245L17 246L18 244H13ZM78 245H80V244H78ZM91 245H92V244H91ZM94 245H95V244H94ZM106 245H105V247H107ZM135 245H136V243H135ZM144 245H145V244H144ZM144 245H142V248L138 246L139 249H138V248L136 249V250H138V251H137L138 253H136V251L133 252L132 255H136V256H132L131 254H129V252L125 251V249H124V251L127 253V255H126V253H125V255H123V256H127V258H126V257L124 258V257L122 256V259H123L124 261H121V262H125V263H126V261H128L130 258H133V259L135 260V262H134V260H133L134 264H151L150 261L153 260V259H152L153 257L151 258L150 254H148V253H150V252H152V251L149 252L148 250H146V249H148V248L145 249V248H144V247H145ZM156 245H157V244H156ZM0 246H1V245H0ZM8 246H10V245L7 244L6 247H8ZM18 246H19V245H18ZM20 246H21V245H20ZM68 246H70V245H68ZM68 246H67V247H68ZM81 246H82V245H81ZM85 246H86V245H85ZM114 246H116L117 248L114 247ZM125 246H126V245H125ZM137 246H136V247H137ZM143 246H144V247H143ZM2 247H3V246H1L0 248H2ZM23 247H24V246H23ZM29 247H28V248H29ZM83 247H84V245H83ZM88 247H89V246H88ZM92 247H93V246H92ZM92 247H91V248H92ZM98 247L101 248L100 246H98ZM148 247H149V246H148ZM150 247H151V245H150ZM18 248H19V247H18ZM18 248H17L16 250H18ZM56 248H55V249H56ZM60 248H61V247H60ZM62 248H63V247H62ZM62 248H61V249H62ZM85 248H86V247H85ZM94 248H95V247L92 248V253H91V256H93V257L90 259L89 256L87 255L88 258H89L90 260H92V261H93L94 255H96V254L93 253V251L95 250ZM115 248H116L117 250H119V251H116ZM118 248H121V249H118ZM124 248H125V247H124ZM153 248H154V246H153ZM9 249H10V248H8V250H9ZM21 249H22V248L20 247V248H19L20 251H23V250H24V248H23L22 250H21ZM29 249H30V248H29ZM32 249H31V250H32ZM47 249H48V251H47ZM69 249H70V247H69ZM89 249H90V248H89ZM89 249H87V252L89 251ZM93 249H94V250H93ZM97 249H98V248H97ZM97 249H96V250H97ZM102 249H101V250H102ZM141 249H144V251L142 250L144 253L141 251ZM167 249H168V248H167ZM14 250H15V249H14ZM14 250H13V251H14ZM19 250H18V253H19ZM50 250H51L53 253H54V252H56V253H54V254L51 253V254H50V252H49ZM58 250H59V249H58ZM64 250H65V251H63V252H64L63 254H66V253H68L71 249H70L68 252H66V250H67V249H66V245H64ZM79 250L81 251V253H83L82 250H84V249L81 250V247H80ZM133 250H135V249H133ZM149 250H151V249H149ZM152 250H153V249H152ZM1 251L4 252V250H1ZM5 251H6V250H5ZM10 251H11V249H10ZM24 251H25V250H24ZM45 251H47V252L49 253V256H47L48 258L45 257L46 255H48V253H46ZM85 251H86V249H85ZM105 251H107V253H106ZM124 251H123V252H124ZM140 251H141L142 253H141ZM146 251H147V252H146ZM153 251H154V253H155V250H153ZM3 252H2V253H3ZM8 252H9V251H8ZM15 252H16V251H15ZM29 252L31 253V251H29ZM32 252H33V251H32ZM35 252H36V251H35ZM38 252H39V251H37L36 254H38ZM89 252H90V251H89ZM97 252L100 253L99 249L97 250ZM97 252H95V253H97ZM102 252H101V253H102ZM121 252H120V254H121ZM156 252H157V251H156ZM9 253H10V252H9ZM11 253H13V252L11 251ZM18 253H17V254H18ZM24 253H25V252H24ZM24 253H22V257H25V259H27ZM26 253H27V249H26ZM33 253H34V252H33ZM61 253H62V252H61ZM85 253H86V252H85ZM115 253H116V254H115ZM232 253L234 254L235 252H232ZM23 254H24V255H23ZM36 254H35V255H36ZM86 254H87V253H86ZM93 254H94V255H93ZM106 254H107V255H106ZM111 254H113V255H111ZM128 254H129V256H128ZM152 254H153V253H151V255H152ZM3 255H4V253H3L1 256H3ZM6 255H8V254H6ZM6 255H5V256H6ZM9 255H10V254H9ZM9 255H8V256H9ZM27 255H28V253H27ZM31 255H33V254L31 253ZM79 255H80V254H79ZM98 255H101V254H98V253H97V255L95 256V259L97 258ZM130 255H131V256H130ZM147 255H148L149 257H147ZM1 256H0V258H1ZM11 256H14V254L11 255ZM19 256H20V253H19ZM37 256H38V255H37ZM37 256H36V258H37ZM40 256H41V258H40ZM63 256H64V255H63ZM66 256H67V255H66ZM69 256H70V255H68V257H69ZM107 256H108V257H107ZM230 256H231V255H230ZM254 256H255V255H254ZM3 257H4V256H3ZM3 257H2V258H3ZM20 257H21V256H20ZM20 257H19V258H20ZM22 257H21L20 260L23 261L24 258L22 259ZM50 257H51V258H50ZM70 257H71V256H70ZM73 257H74V256H73ZM76 257H77V256H76ZM84 257H85V256H84ZM84 257L82 256V258H84ZM118 257H119V256H118ZM5 258L8 259V257H5ZM5 258H3V259L5 260ZM28 258H29V257H28ZM32 258H34V260H35V257H32ZM32 258H31V259H32ZM46 258H47V259L50 258L51 261H50V260H47ZM82 258H81V264H84V262H87V261L89 260V259L87 260V257H85V259H86L87 261H84V262H83V259H82ZM108 258H109V259H108ZM148 258H149V260H150V258H151L152 260L149 261V260H147ZM256 258H257V256H256ZM3 259H2V260H3ZM7 259H6V260H7ZM15 259H17V257H16ZM31 259H30V260H31ZM52 259H53V260H52ZM60 259H61V257H60ZM95 259H94V260H95ZM120 259H121V257H120ZM125 259H128V260H125ZM6 260H5V261H6ZM10 260L12 261V258H10ZM20 260H19V261H20ZM27 260H28V259H27ZM27 260H26V262H27ZM30 260H29V261H30ZM34 260H33V261H34ZM57 260H58V259H57ZM96 260H98V259H96ZM96 260H95V261H96ZM261 260H262V259H261ZM5 261L2 262V263H3V264L7 263V261H6V262H5ZM31 261H32V260H31ZM48 261H49V262H48ZM64 261H65V260H64ZM64 261H63V262H64ZM76 261H77V260H76ZM95 261H93V262H95ZM99 261H100V260H99ZM117 261L120 262V260H117ZM42 262H41V264H43ZM55 262H56V261H55ZM58 262H60L59 264H62V263H63L62 260H60V261H58ZM72 262H73V261H72ZM89 262H90V261H89ZM89 262H88V263H89ZM128 262H129V261H128ZM128 262H127L126 264H128ZM130 262H131V259H130ZM133 262H132V263H133ZM19 263H20V262H19ZM23 263H24V261H23ZM69 263H70V262H69ZM69 263H68V264H69ZM79 263H80V262H79ZM88 263H87V264H88ZM96 263H97V262H96ZM96 263H95V264H96ZM100 263H101V261L98 262V264H100ZM107 263H106V264H107ZM116 263H117V262H116ZM15 264H16V262H15ZM17 264H18V263H17ZM20 264H22V263H20ZM56 264H57V262H56ZM65 264H67V263H65ZM70 264H71V263H70ZM90 264H91V262H90ZM93 264H94V263H93ZM118 264H122V263H118ZM123 264H124V263H123ZM129 264H130V263H129ZM152 264H153V263H152Z\"/></svg>",
	"mask_w": 264,
	"mask_h": 264
}]
</instances>
